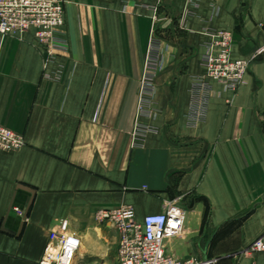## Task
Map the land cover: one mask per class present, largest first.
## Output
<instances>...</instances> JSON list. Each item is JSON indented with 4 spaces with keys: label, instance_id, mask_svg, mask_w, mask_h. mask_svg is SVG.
I'll use <instances>...</instances> for the list:
<instances>
[{
    "label": "crops",
    "instance_id": "obj_1",
    "mask_svg": "<svg viewBox=\"0 0 264 264\" xmlns=\"http://www.w3.org/2000/svg\"><path fill=\"white\" fill-rule=\"evenodd\" d=\"M263 22L264 0H66L47 64L34 29L0 35V124L26 140L0 150V264H40L64 221L82 241L73 264H116L119 234L96 212L132 205L142 221L179 195L168 254L264 264L240 254L264 233V53L236 93L213 82L192 114L206 31H231L233 57L250 58ZM148 57L156 115L139 118L152 130L134 145Z\"/></svg>",
    "mask_w": 264,
    "mask_h": 264
},
{
    "label": "built area",
    "instance_id": "obj_2",
    "mask_svg": "<svg viewBox=\"0 0 264 264\" xmlns=\"http://www.w3.org/2000/svg\"><path fill=\"white\" fill-rule=\"evenodd\" d=\"M189 1L197 5V0ZM65 2L66 0H0V35L20 36L34 29L39 47L46 52L47 64L54 54L56 32L65 23ZM260 26L264 32V22ZM206 35L208 40L202 59L203 72L196 76L192 83V96L197 102L192 114L196 120L203 115L202 109L209 101L213 82L221 84L224 91L236 93L247 83V75L254 59L264 53L263 46L250 58H235L232 55L231 31L210 29L206 31ZM153 60L148 57L142 78L138 119L133 134L134 145L152 130L150 126L142 124L139 118L143 115H156L145 105L147 100L153 98L154 77L160 67L159 63L153 66ZM25 145L23 134L0 124V150H19ZM186 212L184 196L179 195L165 200L162 212L147 214L142 221L137 219L136 210L132 205L99 209L96 218L111 225L119 234L116 264H207V259H179L166 251L167 239L183 231ZM81 245L80 236L70 232L68 221H64L60 235L47 244L40 264H73ZM258 252H264V233L253 239L240 254Z\"/></svg>",
    "mask_w": 264,
    "mask_h": 264
},
{
    "label": "water",
    "instance_id": "obj_3",
    "mask_svg": "<svg viewBox=\"0 0 264 264\" xmlns=\"http://www.w3.org/2000/svg\"><path fill=\"white\" fill-rule=\"evenodd\" d=\"M19 187H20V188H23V189H27V190L32 191L31 189H29V188H27V187H25V186H22V185H19ZM29 209H30V205H29V207H28V209H27V211H26V213H25V215H24V220L26 219V216H27V214H28ZM6 231H8V230H6ZM8 232H10V231H8Z\"/></svg>",
    "mask_w": 264,
    "mask_h": 264
},
{
    "label": "rangeland",
    "instance_id": "obj_4",
    "mask_svg": "<svg viewBox=\"0 0 264 264\" xmlns=\"http://www.w3.org/2000/svg\"><path fill=\"white\" fill-rule=\"evenodd\" d=\"M115 248H117V247H115ZM115 256H113V258H114Z\"/></svg>",
    "mask_w": 264,
    "mask_h": 264
}]
</instances>
